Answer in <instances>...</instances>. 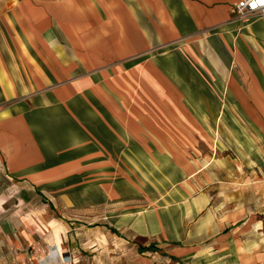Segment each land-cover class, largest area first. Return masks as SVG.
Masks as SVG:
<instances>
[{"label": "crops", "instance_id": "1", "mask_svg": "<svg viewBox=\"0 0 264 264\" xmlns=\"http://www.w3.org/2000/svg\"><path fill=\"white\" fill-rule=\"evenodd\" d=\"M238 1L0 0V264H66L63 211L127 244L112 264H264L240 196L264 188V16Z\"/></svg>", "mask_w": 264, "mask_h": 264}, {"label": "rangeland", "instance_id": "2", "mask_svg": "<svg viewBox=\"0 0 264 264\" xmlns=\"http://www.w3.org/2000/svg\"><path fill=\"white\" fill-rule=\"evenodd\" d=\"M250 200L249 211L262 220H264V188L262 192H251L249 194L244 193L240 194ZM141 199L142 196H141ZM31 201L35 202V199ZM261 202V203H260ZM66 211L59 213L58 219L59 223L52 225V228H55L62 234L64 237L65 250L62 252L61 261L68 264L70 262L80 261V264H112L120 260L122 253L126 255H131L130 249L126 243H121V240H116L114 237L108 236L104 237L103 234L94 229H89L90 225L82 226L81 224H71L72 219L68 218V214H65ZM33 214V212H32ZM34 215V214H33ZM51 228V227H48ZM50 232L46 230L44 234L45 245H48L51 249V244H54V239L52 240ZM101 238V240L99 239ZM137 242L144 243L146 238L139 236L136 238ZM95 243L97 245H95ZM42 251V249H40ZM95 255V257H91ZM47 258L38 256L39 262L46 261ZM79 264V263H78Z\"/></svg>", "mask_w": 264, "mask_h": 264}, {"label": "built area", "instance_id": "3", "mask_svg": "<svg viewBox=\"0 0 264 264\" xmlns=\"http://www.w3.org/2000/svg\"><path fill=\"white\" fill-rule=\"evenodd\" d=\"M235 11L244 18L250 14L264 16V0H239L235 4ZM1 264H8L3 261Z\"/></svg>", "mask_w": 264, "mask_h": 264}, {"label": "trees", "instance_id": "4", "mask_svg": "<svg viewBox=\"0 0 264 264\" xmlns=\"http://www.w3.org/2000/svg\"><path fill=\"white\" fill-rule=\"evenodd\" d=\"M263 222H264V220H263ZM113 231H116L115 229H113ZM139 243V242H138ZM139 248L141 249V250H143V249H145V248H151V249H154V248H156V245H155V242L153 241V242H151L149 245H147V246H143L142 245V243H139Z\"/></svg>", "mask_w": 264, "mask_h": 264}, {"label": "bare ground", "instance_id": "5", "mask_svg": "<svg viewBox=\"0 0 264 264\" xmlns=\"http://www.w3.org/2000/svg\"><path fill=\"white\" fill-rule=\"evenodd\" d=\"M57 239H58V246L59 248H61V237L59 234L57 235Z\"/></svg>", "mask_w": 264, "mask_h": 264}]
</instances>
